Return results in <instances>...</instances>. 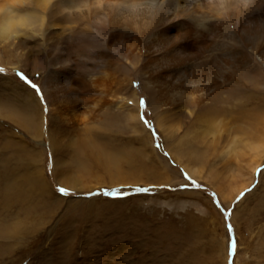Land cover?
Returning <instances> with one entry per match:
<instances>
[{"label": "rangeland", "instance_id": "obj_1", "mask_svg": "<svg viewBox=\"0 0 264 264\" xmlns=\"http://www.w3.org/2000/svg\"><path fill=\"white\" fill-rule=\"evenodd\" d=\"M3 53L0 57L9 61ZM30 58L23 56L20 63L14 60L10 64L16 66H8L3 73L7 72L0 97V264H264V155L252 172L251 162L256 157L245 140L235 146L232 158L221 153L231 149L230 139L240 122L227 117L230 127L228 124L219 145L215 142L207 148L190 143L197 146L191 166L199 175L193 176L167 150L147 96L141 91L143 120L154 138L156 152L151 153L148 145L142 158L116 167L110 163L114 153L110 147L100 149L105 155L101 160L80 157L75 148L84 138L82 125L48 135L56 121L44 96V63L33 54ZM253 67L248 76L254 82L262 81L258 80L261 69ZM133 85L137 86L135 79ZM13 86L19 93L12 91ZM24 89L38 101V106L31 101V110ZM252 105L245 104L249 110ZM24 108L34 114V124L47 114L49 130L40 133L33 123L31 127L25 124L21 115ZM118 119L117 124L126 127L125 119ZM130 134H120L122 141L113 139L115 147H137L139 142L132 141ZM176 135H182L181 131ZM200 146L208 149L206 153H200ZM160 156L168 164L161 162ZM10 184L20 185V192ZM145 188L152 192L135 193ZM149 200L187 201L189 208L183 213L155 206L145 211L141 205Z\"/></svg>", "mask_w": 264, "mask_h": 264}, {"label": "bare ground", "instance_id": "obj_2", "mask_svg": "<svg viewBox=\"0 0 264 264\" xmlns=\"http://www.w3.org/2000/svg\"><path fill=\"white\" fill-rule=\"evenodd\" d=\"M81 2L82 0H54L46 13L47 28L43 41L21 38L17 47L24 51L19 54L16 53L14 46L0 47V52L9 57L7 62L3 60V56V59L0 57V97L7 79V72L3 73L8 66L11 68L16 66L10 63L14 60L20 63L23 56L31 59V54L44 63V96L47 99L49 113L51 116L54 115L56 123L49 130L47 114L36 121L37 123H33L31 101L34 106L35 104L38 106V101L34 99L30 90L24 89L27 99H30L28 103L30 110L22 109L21 115L25 124L30 126L33 123L36 132L41 130L40 133H45L48 129L50 136L55 133L61 134L65 127L80 124L83 127L84 138L75 148L80 157L85 155L84 157L87 156L88 159L98 161L105 158L104 154H100V149L110 147V152H114L110 156V163H116L115 167L121 163L129 164V161L141 157L148 145L151 153L156 152L152 147L154 138L151 139L150 129L143 120L140 94L143 91L167 150L175 160L182 162L189 174L199 175L191 166L192 161H195L192 154L197 146L196 148L193 147L194 144L190 146V143L207 148L209 145L214 146L215 142L219 145L218 140L228 128L229 123L225 120L229 116L234 122L240 123L231 136L229 144L231 149L223 150L221 153L232 158L233 154L236 155L233 151L237 150L235 146L241 140H245L256 157L251 160L254 164L251 168L253 172L264 155V0H258L257 5L227 34H223L222 29L216 24H209V30L202 31L197 29L190 19H177L160 22L147 35L142 34L140 29H137L136 33L117 25L107 32L104 40L92 33L84 32L80 27L73 30L74 26L69 25L71 19L64 9L74 8ZM50 3L51 0H45L42 7L47 9ZM171 3L184 6L189 4L190 0H171ZM246 26L247 29L242 32ZM221 35L224 36L223 40L214 39ZM120 46L121 58L111 51L112 48ZM124 48L127 51L126 55L122 51ZM252 67L261 69L262 78L258 80L263 79L262 81L254 82L255 80L248 76ZM12 78L18 81V78ZM134 79L137 86L133 85ZM12 91L19 93V88L15 89L13 86ZM234 92H237V95L231 96L230 94ZM247 102L253 104L252 110L246 108ZM118 117L125 119L126 127L117 124ZM183 117L186 121L182 120ZM180 131L182 135L177 136ZM129 132L131 140L139 142V145L115 147L113 139L122 141L120 134ZM75 138H72L71 143ZM177 138L179 141L175 143ZM185 138L189 143L183 141ZM50 141L57 150L59 147L52 138ZM207 148L200 153H206ZM163 157L160 156L161 162L168 164ZM236 160L235 162L238 161ZM136 167L138 169V166ZM223 168L225 167L222 166L221 169ZM13 185L10 184V188L20 192V185ZM225 198L229 199V197L223 199Z\"/></svg>", "mask_w": 264, "mask_h": 264}, {"label": "clouds", "instance_id": "obj_3", "mask_svg": "<svg viewBox=\"0 0 264 264\" xmlns=\"http://www.w3.org/2000/svg\"><path fill=\"white\" fill-rule=\"evenodd\" d=\"M44 2L45 0H0V47L14 46L19 54L24 51L17 47L21 38L43 41L47 28L46 13L54 0H51L47 9L42 7ZM257 2L258 0H190L189 4L181 6L173 5L171 0H82L78 6L64 9V12L70 17L69 25L74 26L73 30L80 27L101 40L106 39L107 32L117 25L136 33L140 29L142 34L147 35L160 22L177 19H190L202 31H208L209 24H216L223 34H227ZM214 39L223 40L224 36ZM111 51L121 58V46L114 47ZM122 51L124 55L127 54L126 48ZM141 206L145 211L155 206L161 210L183 213L188 210L189 202L149 200Z\"/></svg>", "mask_w": 264, "mask_h": 264}, {"label": "snow or ice", "instance_id": "obj_4", "mask_svg": "<svg viewBox=\"0 0 264 264\" xmlns=\"http://www.w3.org/2000/svg\"><path fill=\"white\" fill-rule=\"evenodd\" d=\"M171 190V189H170ZM58 191L62 194V195H66V190L64 189H58ZM152 192L151 188H145V189H136L135 193L140 194V193H144V194H149ZM233 249L235 248V244L233 243L232 245Z\"/></svg>", "mask_w": 264, "mask_h": 264}]
</instances>
